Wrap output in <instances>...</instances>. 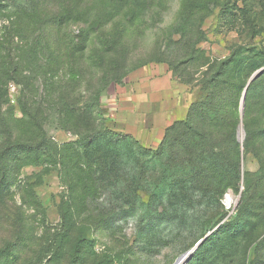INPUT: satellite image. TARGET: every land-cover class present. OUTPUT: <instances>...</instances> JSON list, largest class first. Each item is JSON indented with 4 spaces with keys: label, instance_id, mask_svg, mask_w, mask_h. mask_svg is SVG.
Listing matches in <instances>:
<instances>
[{
    "label": "rangeland",
    "instance_id": "1",
    "mask_svg": "<svg viewBox=\"0 0 264 264\" xmlns=\"http://www.w3.org/2000/svg\"><path fill=\"white\" fill-rule=\"evenodd\" d=\"M154 64L197 102L140 147L111 122ZM0 83V264H177L206 238L187 264H264V0H0ZM89 136L105 172L73 188L60 151Z\"/></svg>",
    "mask_w": 264,
    "mask_h": 264
},
{
    "label": "crops",
    "instance_id": "2",
    "mask_svg": "<svg viewBox=\"0 0 264 264\" xmlns=\"http://www.w3.org/2000/svg\"><path fill=\"white\" fill-rule=\"evenodd\" d=\"M117 114L112 129L144 146L155 147L166 130L187 118L196 93L175 81L166 67L150 65L139 82L117 90Z\"/></svg>",
    "mask_w": 264,
    "mask_h": 264
},
{
    "label": "trees",
    "instance_id": "3",
    "mask_svg": "<svg viewBox=\"0 0 264 264\" xmlns=\"http://www.w3.org/2000/svg\"><path fill=\"white\" fill-rule=\"evenodd\" d=\"M3 87H4V84H1L0 83V99L1 100L3 98ZM248 91H249V89H247L245 91L246 92V95H247ZM246 95H245V97H246ZM196 102H197V100L191 105L190 110H189V113H188V116H187V118L185 120L175 122L172 126H170L166 130L165 135H164V138L160 142L161 146H163L164 143H166L169 132H171L172 130H174L175 127L180 126V125L181 126L182 125H185L186 127H191L189 125V120L191 118V113L193 112V109L195 107ZM100 131L101 130H99L98 132H95L94 133V136L96 134H98ZM105 131L111 132L112 130L108 131V130L105 129ZM112 132L114 134H120V132H117L115 130H113ZM94 136L93 137L89 136L88 138L87 137H81V139L83 141H87V139H88L87 143H84V145H83L82 152L79 151L76 148V147H78L79 143L71 144L69 146H64L63 148H61V151H60L61 159H60V162L58 164L60 165V168H61L62 171L65 170L64 171L65 172V175H63V177L61 179V182L64 180V176H65V180L67 179L68 182H69V184L71 186H73V188L74 187L76 188L77 185L79 186V184H81L84 181H86L87 176L89 178V174L88 173H90V177L91 176L93 177V175H94L93 174L94 164H97L98 165L96 167L99 169L98 170L99 172H105L103 169L100 170V166L103 164V160L100 161V158L99 157H101V154H99L98 151L94 148V141H95ZM123 136L130 138L136 145H138L140 147L141 146H144L141 143H139L137 140H135L133 137H131V136L127 135V134H123ZM50 144L51 143H42L39 146V149L42 148V150L45 149L47 151H52ZM1 152L2 153L0 154V169H1V171H3V166H4V164L7 161L8 153H7L6 150L5 151H1ZM102 156L105 159V161H107V160L110 159V153H108V154L103 153ZM80 160L86 161V164H85L86 166L85 167H86L87 171H89V172H86L85 170H81V172L78 174L77 177L76 176H71L72 175V172L75 173V171H77L78 169H80L79 166L77 165V162H79ZM97 162H99V163H97ZM69 176H71L72 178H70ZM2 188H3L2 187V182H0V189H2ZM0 195H1V197L3 196V194H0ZM206 239L203 241V243L206 241ZM203 243L199 246V248L197 250L200 249V247L203 245ZM192 259H193V257H192Z\"/></svg>",
    "mask_w": 264,
    "mask_h": 264
},
{
    "label": "water",
    "instance_id": "4",
    "mask_svg": "<svg viewBox=\"0 0 264 264\" xmlns=\"http://www.w3.org/2000/svg\"><path fill=\"white\" fill-rule=\"evenodd\" d=\"M260 74H261V73H258L257 75H255V76L253 77L252 81L256 80V79L260 76ZM245 95H246V92H245ZM203 241H204V240L200 241V242L197 244V246L195 247V250H193L191 253H189V254L187 255V257L184 258V259L182 260V263H181V264H187V263L192 259L193 255H194V252L199 248V246L203 243ZM179 260H180V259H179Z\"/></svg>",
    "mask_w": 264,
    "mask_h": 264
},
{
    "label": "bare ground",
    "instance_id": "5",
    "mask_svg": "<svg viewBox=\"0 0 264 264\" xmlns=\"http://www.w3.org/2000/svg\"><path fill=\"white\" fill-rule=\"evenodd\" d=\"M187 256H185V257H182L180 260H178L176 263L178 264V262H181L182 263V260L184 259V258H186Z\"/></svg>",
    "mask_w": 264,
    "mask_h": 264
}]
</instances>
